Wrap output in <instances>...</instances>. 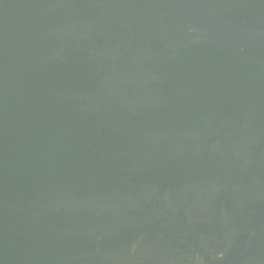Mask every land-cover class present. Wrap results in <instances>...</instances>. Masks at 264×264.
<instances>
[{
  "label": "trees",
  "instance_id": "1",
  "mask_svg": "<svg viewBox=\"0 0 264 264\" xmlns=\"http://www.w3.org/2000/svg\"><path fill=\"white\" fill-rule=\"evenodd\" d=\"M1 3L9 5L1 8ZM60 3L0 0V264H151L118 259L128 243L91 234L112 220L98 207L103 202L96 201L91 211H76L68 198L60 213L53 206L57 196L68 193L81 202L108 196L120 181L132 180L118 169L133 162V153L124 155L125 163L115 159L129 150L114 144L112 136L111 119L122 112L87 110V94L97 90L104 70L81 57L76 45L71 55L58 57L62 42L51 31L66 19L55 11ZM181 23L188 38L161 42L167 63L156 72L169 80L162 85L173 82L171 95L180 93L190 104L161 107L162 113L175 110L173 115L188 119L197 108H217L218 118L231 125L234 145L263 159L264 48L226 44L183 17ZM80 95L86 96L75 98ZM124 113L131 119V111Z\"/></svg>",
  "mask_w": 264,
  "mask_h": 264
},
{
  "label": "flooded vegetation",
  "instance_id": "2",
  "mask_svg": "<svg viewBox=\"0 0 264 264\" xmlns=\"http://www.w3.org/2000/svg\"><path fill=\"white\" fill-rule=\"evenodd\" d=\"M206 1L235 23L264 25V0ZM55 11L66 15L51 31L62 42L58 57H68L76 45L81 57L96 61L106 74L87 94V110H118L126 123L122 128H129L126 134L115 129L112 136L114 144L129 149L115 159L125 163L124 155L133 153L131 165L118 169L132 180L120 181L97 200L112 220L91 234L122 238L128 246L118 259L125 262L213 264L239 256L255 232H264V157L234 145L231 125L218 118L217 108H197L188 119L175 117V110L162 113L161 107L190 104L180 93L171 95L173 82L162 85L169 80L156 72L167 63L161 42L181 43L189 36L182 17L162 0H61ZM130 111L131 119L124 113ZM66 198L76 211H91L96 202L89 197L81 202L72 193L57 196L58 213ZM236 264H264V239Z\"/></svg>",
  "mask_w": 264,
  "mask_h": 264
},
{
  "label": "water",
  "instance_id": "3",
  "mask_svg": "<svg viewBox=\"0 0 264 264\" xmlns=\"http://www.w3.org/2000/svg\"><path fill=\"white\" fill-rule=\"evenodd\" d=\"M178 17L182 15L190 21L200 33L217 41L249 48H264V27L247 28L241 26L210 6L205 0H167ZM166 29H171L166 28ZM101 197L91 202L101 200ZM264 239V232H255L247 242L244 251L226 262L213 264H236L247 258L255 248L258 238Z\"/></svg>",
  "mask_w": 264,
  "mask_h": 264
},
{
  "label": "rangeland",
  "instance_id": "4",
  "mask_svg": "<svg viewBox=\"0 0 264 264\" xmlns=\"http://www.w3.org/2000/svg\"><path fill=\"white\" fill-rule=\"evenodd\" d=\"M73 13H75V10H73ZM177 118H180V116H175ZM154 121V119H152ZM111 121L114 123V127L111 130H115V129H120L124 126H126V123L123 119H121L119 116H113V118L111 119ZM144 123H147V121H145ZM196 126H200V123L195 122Z\"/></svg>",
  "mask_w": 264,
  "mask_h": 264
},
{
  "label": "bare ground",
  "instance_id": "5",
  "mask_svg": "<svg viewBox=\"0 0 264 264\" xmlns=\"http://www.w3.org/2000/svg\"><path fill=\"white\" fill-rule=\"evenodd\" d=\"M179 17H183L182 15H180ZM183 18H185V17H183ZM186 19V18H185ZM190 22V21H189ZM191 23V22H190ZM192 24V23H191ZM193 25V24H192ZM194 26V25H193ZM195 27V26H194ZM196 28V27H195ZM197 29V28H196ZM198 30V29H197ZM199 31V30H198ZM200 32V31H199ZM83 97H84V95H82ZM82 96H76L75 98H80V97H82ZM105 201V200H104Z\"/></svg>",
  "mask_w": 264,
  "mask_h": 264
}]
</instances>
